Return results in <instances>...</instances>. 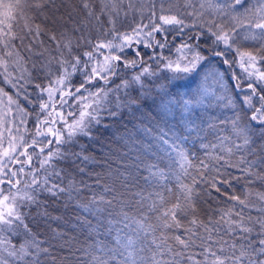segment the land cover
Returning a JSON list of instances; mask_svg holds the SVG:
<instances>
[{
    "label": "snow or ice",
    "instance_id": "obj_1",
    "mask_svg": "<svg viewBox=\"0 0 264 264\" xmlns=\"http://www.w3.org/2000/svg\"><path fill=\"white\" fill-rule=\"evenodd\" d=\"M0 264H264V0H0Z\"/></svg>",
    "mask_w": 264,
    "mask_h": 264
},
{
    "label": "trees",
    "instance_id": "obj_2",
    "mask_svg": "<svg viewBox=\"0 0 264 264\" xmlns=\"http://www.w3.org/2000/svg\"><path fill=\"white\" fill-rule=\"evenodd\" d=\"M178 41H179V38H178ZM177 46H179L178 43H177ZM173 58H175V56ZM235 71L240 72V69L236 68ZM28 90H29V92H31L32 88L29 87ZM32 99L35 100V95H33ZM21 102H22V104L26 103V101H24L23 98H21ZM28 107L31 108V105H29ZM34 120H35V114L33 113L28 117V120H27V128L33 132H34V127H33ZM17 123H18V121H17ZM31 151H32V149H29V152H31ZM21 159H23V157H21ZM10 167H12L13 170H15V169L19 168L20 166L18 164H16V165H10ZM97 170H99V169H97ZM50 210L52 211L53 216L63 217V219L59 222L61 225L60 230L63 231L64 234L66 236H68L69 238H75L82 243L83 242L82 230L79 227V225L75 222L77 219L76 210L74 208H69L66 210L63 207V201H61L59 204H55V203L51 204ZM41 231H43V229H41Z\"/></svg>",
    "mask_w": 264,
    "mask_h": 264
},
{
    "label": "rangeland",
    "instance_id": "obj_3",
    "mask_svg": "<svg viewBox=\"0 0 264 264\" xmlns=\"http://www.w3.org/2000/svg\"><path fill=\"white\" fill-rule=\"evenodd\" d=\"M24 159V158H23ZM19 165V164H18ZM20 166V165H19Z\"/></svg>",
    "mask_w": 264,
    "mask_h": 264
}]
</instances>
